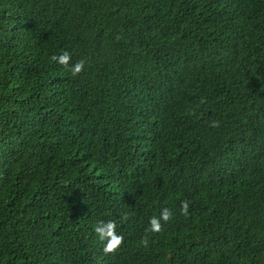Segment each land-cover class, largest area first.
<instances>
[{"label":"trees","instance_id":"1","mask_svg":"<svg viewBox=\"0 0 264 264\" xmlns=\"http://www.w3.org/2000/svg\"><path fill=\"white\" fill-rule=\"evenodd\" d=\"M0 264H264V0H0Z\"/></svg>","mask_w":264,"mask_h":264},{"label":"clouds","instance_id":"2","mask_svg":"<svg viewBox=\"0 0 264 264\" xmlns=\"http://www.w3.org/2000/svg\"><path fill=\"white\" fill-rule=\"evenodd\" d=\"M69 58L70 57H69V54L67 52H64L63 54L59 55L58 57L53 56L54 60H56L58 63L63 64V65H67ZM81 67H82V62H78L71 67V70L73 72H78L81 69ZM163 215L166 218L167 213L165 212ZM152 225H153L154 230L159 227L155 219L152 220ZM95 231L99 234L101 239H104L106 236H108V237L113 238V243L118 242L119 238L115 237V233L113 231V225L111 222L107 223L104 227L96 226ZM165 239H170V234L162 237L160 244H166L168 241H166Z\"/></svg>","mask_w":264,"mask_h":264}]
</instances>
